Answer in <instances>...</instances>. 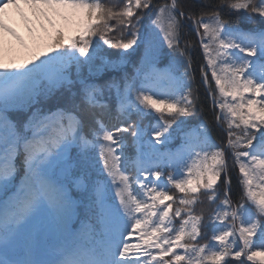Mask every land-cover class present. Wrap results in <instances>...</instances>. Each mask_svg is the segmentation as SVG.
<instances>
[{"label": "snow or ice", "instance_id": "obj_1", "mask_svg": "<svg viewBox=\"0 0 264 264\" xmlns=\"http://www.w3.org/2000/svg\"><path fill=\"white\" fill-rule=\"evenodd\" d=\"M233 17L264 0H0V264H264V26Z\"/></svg>", "mask_w": 264, "mask_h": 264}, {"label": "trees", "instance_id": "obj_2", "mask_svg": "<svg viewBox=\"0 0 264 264\" xmlns=\"http://www.w3.org/2000/svg\"><path fill=\"white\" fill-rule=\"evenodd\" d=\"M105 3H111L112 0H104ZM114 23V22H113ZM145 23L147 24V19L145 20ZM232 23L233 24H238V26L242 29H250V28H253V27H257V26H264V25H261V22L258 18L257 20V24H250V23H247L246 21L244 20H240V21H237L234 17L232 18ZM98 39V37L96 38ZM184 39H187V40H192L195 44H196V47L193 49L192 51V58H193V67L196 69V81L197 83H199L200 81V76H199V65L203 62L202 60V51L199 49V45H198V40L197 38L195 37L194 35V32L188 30V29H184ZM164 50L167 51V46L165 45L164 46ZM109 51H113V50H109ZM200 96H201V102H202V105H203V110L201 111L198 107V110L196 112V114L190 118V123L192 124H195V123H198V122H207L209 123L210 125H213L214 126V115H215V112L214 110L212 109V106H211V102L207 99H205V92H204V89L201 87L200 88ZM50 104L54 105L55 104V100L51 101ZM218 111V110H216ZM155 119H156V115L155 113H150L149 115H147L144 119V123H154L155 122ZM213 137L214 139L217 140L218 143H221L222 140L220 139V137L218 136L217 134V131L216 129L214 128L213 129ZM178 143V141H177ZM232 175V182H233V191L234 193L236 191H238L237 189V186H236V176L238 175V170L237 171H233L231 173ZM172 191L174 192L175 190L172 189ZM235 198H238V197H234ZM200 205H197V211H199L200 209ZM204 241H201V243H203Z\"/></svg>", "mask_w": 264, "mask_h": 264}, {"label": "rangeland", "instance_id": "obj_3", "mask_svg": "<svg viewBox=\"0 0 264 264\" xmlns=\"http://www.w3.org/2000/svg\"><path fill=\"white\" fill-rule=\"evenodd\" d=\"M21 9H23L24 13L29 17L31 21H33L34 27L37 29V35L41 37H45L47 39L46 34L43 30L40 29L41 21H38L36 17L32 14V10L27 6L21 4ZM8 19L11 23V26L16 29L19 35L24 39L25 43L29 48H33L35 45V41L32 35L29 34L25 21L21 18L20 14L17 11H13L12 8L7 10ZM45 27L48 28V32H53V29L47 25L46 22ZM57 27H63L65 31V35L71 34V28L64 26V22L57 19L56 21ZM0 45H2L4 49V59L5 62L8 61H18L25 55L24 48L10 35L7 33L0 34Z\"/></svg>", "mask_w": 264, "mask_h": 264}, {"label": "bare ground", "instance_id": "obj_4", "mask_svg": "<svg viewBox=\"0 0 264 264\" xmlns=\"http://www.w3.org/2000/svg\"><path fill=\"white\" fill-rule=\"evenodd\" d=\"M13 11H16V9L12 8Z\"/></svg>", "mask_w": 264, "mask_h": 264}]
</instances>
